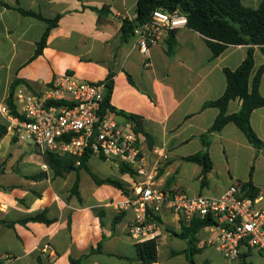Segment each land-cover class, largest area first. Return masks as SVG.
Returning <instances> with one entry per match:
<instances>
[{
    "label": "crops",
    "instance_id": "crops-1",
    "mask_svg": "<svg viewBox=\"0 0 264 264\" xmlns=\"http://www.w3.org/2000/svg\"><path fill=\"white\" fill-rule=\"evenodd\" d=\"M240 1L255 9L263 0ZM136 4L137 0H0V124L7 128L1 108L14 80L23 82L16 89L40 94L65 74L102 84L112 73L109 103L116 121L129 122L134 132V123L125 115L137 119L139 131L134 133L149 162L157 157L154 150L165 156L155 188L167 196L218 197L229 186L241 189L240 183L250 181L259 191L257 207H263L264 150L252 147L233 123L212 134V166L203 181L200 165L186 161L202 150L200 136L218 115V109L203 104L223 94L224 69L235 70L250 47L228 46L213 57L205 38L184 25L175 29L172 54L167 53L165 34L143 55L134 36L121 39L122 21L135 20ZM102 7L106 9L99 14L96 9ZM55 18L42 52L34 56L48 28L46 20ZM252 48L251 76L264 65L260 48ZM259 94L264 98V73ZM240 106L239 99L232 100L227 111L235 113ZM249 122L264 143V106L252 111ZM20 144L8 129L0 138L2 264H143L135 248L140 241L130 235L134 212L116 208L134 197L140 181L129 166L91 155L86 168L55 177L43 161L44 153ZM91 175L121 187L99 185ZM74 183L77 195L71 192ZM38 216L41 220H32ZM146 222L157 242L151 264H189L186 241L178 236L182 221L166 203L157 214L148 211ZM214 235L209 227L197 232L194 264H264V255L247 247H240L238 258L226 259L204 243Z\"/></svg>",
    "mask_w": 264,
    "mask_h": 264
},
{
    "label": "built area",
    "instance_id": "built-area-1",
    "mask_svg": "<svg viewBox=\"0 0 264 264\" xmlns=\"http://www.w3.org/2000/svg\"><path fill=\"white\" fill-rule=\"evenodd\" d=\"M158 10L168 18L167 21L156 17ZM181 17L185 18L178 11L169 14L161 8L155 9L151 19L133 31L140 53L146 55L167 31L184 26L172 23ZM103 92L100 83L77 81L65 74L40 94L16 89V115L11 114L7 106H3L1 112L7 129L16 140L33 144L41 153L81 157L89 151L91 155L129 166L140 181L136 184L134 197L117 203L116 208H130L134 212L130 227L132 238L140 242L155 239V232L146 222V216L148 211L159 213L166 203L183 223L210 217L213 225L209 228L215 235L204 243L226 259L238 258L240 247L264 255V206L257 207L255 198H242L236 185L229 186L218 197H190L185 193L167 196L155 188L160 160L165 156L154 150L157 157L149 162L129 122L119 124L112 111L98 116L97 108Z\"/></svg>",
    "mask_w": 264,
    "mask_h": 264
},
{
    "label": "trees",
    "instance_id": "trees-1",
    "mask_svg": "<svg viewBox=\"0 0 264 264\" xmlns=\"http://www.w3.org/2000/svg\"><path fill=\"white\" fill-rule=\"evenodd\" d=\"M157 8L178 11L183 15L187 21L185 26L198 32L205 38L213 57L220 55L228 46L248 45L250 47L243 61L235 70L224 69L226 86L223 94L216 100L203 104V108L213 107L218 109V115L207 132L200 136L202 150L186 158V161L200 165L203 181L212 166L208 154L211 136L213 133L219 132L226 124L233 123L244 134L252 147L264 150V143L256 136L249 122L252 111L264 106V98L259 94V85L261 76L264 73V65H261L256 73L251 76L254 66L252 47H259L264 54V0L255 9L243 6L240 0H137L136 18L134 21L126 19L122 21L120 28L121 39L126 40L133 37L134 29L146 24L151 19L152 12ZM104 9L106 7L96 9V11L102 14ZM21 13L41 19L39 15L31 12L21 10ZM56 21L57 18L46 20L48 28L37 43L34 56L42 52L49 30L56 24ZM167 34V53L172 54L175 46V30H169ZM112 76L113 74L110 73L102 83L104 92L103 99L97 108L99 117L103 116L106 111H113L109 103L112 90ZM20 84H23L20 80H14L11 83L9 94L5 101V105L13 115H16L14 93ZM235 99L241 101V106L237 112L229 114L227 111L228 104ZM125 117L134 123V132L139 131L137 119L126 115ZM6 132V126L0 124V138ZM90 156L89 151H86L81 157L45 152L42 158L44 163L53 172V175L62 178L72 170L86 168L85 163ZM121 169L124 171L128 170L124 167H121ZM91 176L99 185L111 184L117 188L121 187L110 179L99 180L95 176ZM34 178L36 179L37 177ZM240 187L242 198L254 199L258 195V189L250 181L240 183ZM71 192L76 195L78 194L77 183H74ZM32 220L39 221L41 218L38 216ZM211 225H213V220L210 217L192 219L189 223H181V230L178 236L186 241L189 264H194L191 256L195 251V235L201 229ZM156 247L157 242L155 239L136 244L137 258L143 264L155 262ZM70 262L71 264H78L74 260H70ZM0 264H2V261H0Z\"/></svg>",
    "mask_w": 264,
    "mask_h": 264
},
{
    "label": "clouds",
    "instance_id": "clouds-1",
    "mask_svg": "<svg viewBox=\"0 0 264 264\" xmlns=\"http://www.w3.org/2000/svg\"><path fill=\"white\" fill-rule=\"evenodd\" d=\"M156 17H158L161 21H167V17L166 16H162L160 11L158 10L156 13H155ZM173 25L176 26V25H183V24H186L187 21L185 18L181 17L180 19H175L172 21Z\"/></svg>",
    "mask_w": 264,
    "mask_h": 264
},
{
    "label": "rangeland",
    "instance_id": "rangeland-1",
    "mask_svg": "<svg viewBox=\"0 0 264 264\" xmlns=\"http://www.w3.org/2000/svg\"><path fill=\"white\" fill-rule=\"evenodd\" d=\"M20 146L22 149L34 148L33 144H31V143H23V144H20ZM91 165H92V168L95 169L93 164H91Z\"/></svg>",
    "mask_w": 264,
    "mask_h": 264
},
{
    "label": "water",
    "instance_id": "water-1",
    "mask_svg": "<svg viewBox=\"0 0 264 264\" xmlns=\"http://www.w3.org/2000/svg\"><path fill=\"white\" fill-rule=\"evenodd\" d=\"M167 11V13H169V14H171L172 13V10H166Z\"/></svg>",
    "mask_w": 264,
    "mask_h": 264
}]
</instances>
